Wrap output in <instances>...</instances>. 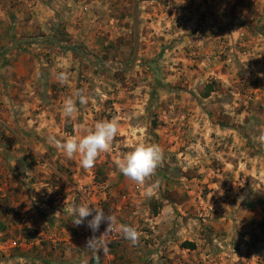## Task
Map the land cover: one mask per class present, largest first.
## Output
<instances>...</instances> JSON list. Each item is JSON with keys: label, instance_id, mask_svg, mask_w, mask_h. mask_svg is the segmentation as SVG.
I'll list each match as a JSON object with an SVG mask.
<instances>
[{"label": "rangeland", "instance_id": "374dc122", "mask_svg": "<svg viewBox=\"0 0 264 264\" xmlns=\"http://www.w3.org/2000/svg\"><path fill=\"white\" fill-rule=\"evenodd\" d=\"M236 3L231 10L246 15L244 31L264 30V0H247L244 9ZM186 4L138 0V60L131 70H116L113 65L133 60V0H0V60L25 54L40 64L36 79H25V121L15 110L7 115L0 101V142L20 139L24 162L9 160L15 171L28 170L14 196L21 210L14 208L5 224L0 211V264H90L92 216L74 226L66 210L81 203L110 211L141 233L135 246L117 233L96 242L105 247L103 264H264V143L257 139L264 133V77L249 72V57L236 68L240 61L223 36L214 60L218 79L209 68L204 74L194 63L182 66L189 55L184 44L193 43L183 31ZM156 20L167 30L156 31ZM24 38L30 41L8 50ZM238 38L242 49L258 39ZM61 70L70 73L64 85L57 80ZM212 81L215 93L204 98ZM77 89L89 102L78 103L75 119H67L63 101ZM113 117L119 134L90 169L53 142ZM139 142L158 144L164 154L146 186L127 180L114 163ZM9 151L2 153L19 158ZM186 241L195 249L182 248Z\"/></svg>", "mask_w": 264, "mask_h": 264}, {"label": "crops", "instance_id": "0c3cea01", "mask_svg": "<svg viewBox=\"0 0 264 264\" xmlns=\"http://www.w3.org/2000/svg\"><path fill=\"white\" fill-rule=\"evenodd\" d=\"M237 1H240L241 9H244L242 5H246L247 0ZM237 1L185 0L187 4L184 9L185 24L183 25V31L186 35L191 36L193 43L189 41L184 44V46H186L187 54L189 55L183 58L187 64H183L182 66L187 67L189 64L194 63L200 68L198 70H200V72L202 71L204 74L207 73L206 70L209 68V71L211 70V72L208 71L209 74L212 75V77L215 76V79H218L219 74L222 73L217 72L218 68L215 65L216 63L214 60H217L218 58V51L216 50L218 48L219 41H217V38L223 36L224 38H227V40H225L226 43L224 44L228 45L227 47H230V51H235V54L240 61L237 62L236 68H241V64L239 63H244V61L247 60V57H249V61L247 60L248 64L246 65L247 68H250L249 72L252 75H255V71L257 70L256 74H258L259 77H264V71L263 73L260 71V69L264 70V43H262L264 42V30L256 28L258 31L256 30L253 32V27H247L248 31L247 29L244 31V28H246L245 26H248L247 24L245 25L243 23V20H246V15L237 14L235 10H231L234 7L233 4H237ZM71 20L75 27V25L78 23L77 19L75 16H72ZM155 22L156 25L154 28L156 31L161 29L167 30V26H164L165 28H161V26H159L162 24L160 21L156 20ZM153 25L154 23L151 24L152 27ZM74 27L69 25L66 30L69 33H73ZM246 32L249 35H253V40L258 38L257 43L255 42L254 44H247L248 50H246L247 48L242 49L236 46L237 40L239 39V34H247ZM187 38L188 36L186 39ZM244 50H246V53H244ZM17 51H19V49ZM196 53H198L200 56L198 60H194V57L191 56L194 54L196 57ZM241 54H244L245 56ZM6 56L9 58H3L0 60V86H3L0 89V101L4 99L5 102L1 107H5V109L8 110L7 115L13 114V110H15V114H18L17 120H20L19 122L21 123V120L25 121V118H21V116H25V79L31 78V82L35 80L40 64L37 63V61H26L25 54H7ZM234 62L236 63V61ZM235 63L230 64V66L234 67ZM203 66L205 67V70ZM235 71L238 73V69ZM204 74L201 73L200 75L203 76ZM233 80L234 78H232V81ZM233 82H236V80ZM262 82H264V79ZM214 93L215 91L212 92L211 95ZM211 95L207 98H210ZM1 112L3 113V111ZM11 120L12 119H9L6 121V123L1 120V123L4 122V124L9 125ZM12 126L14 127L13 124ZM5 147L6 151L13 149L19 158H16L15 155L10 156L7 153L3 154L2 152L5 150ZM22 147H24V145L20 139L10 140L8 142H0V203H2V206H0V211L3 212L2 221L4 224L11 220L9 214L14 208L16 210H21V204L20 202L17 203L14 200V196L18 189L21 190L23 185L19 181V179L22 178L21 175H23V172L21 169L18 171L12 169V161L9 159H14L16 161L14 164L20 166L19 164L24 162L23 158H21L22 154L18 153L22 151ZM36 187L38 186L35 185L34 188L36 189ZM170 257L172 259H178L180 256H176V254H170Z\"/></svg>", "mask_w": 264, "mask_h": 264}, {"label": "clouds", "instance_id": "9594fccd", "mask_svg": "<svg viewBox=\"0 0 264 264\" xmlns=\"http://www.w3.org/2000/svg\"><path fill=\"white\" fill-rule=\"evenodd\" d=\"M57 80L61 85L67 84L70 80V73L67 70H61L57 73ZM89 102L88 96L84 89H77L72 96L63 101V115L67 119H75L79 112V105H86ZM81 135H69L62 139H54V144L67 159L79 158V163L84 169H90L95 166L96 161L101 154L108 153L113 145L115 138L119 134V120L115 117L95 122L92 127L81 126ZM259 142L264 143V133L257 138ZM164 160L163 149L155 143L139 142L131 150L124 153L120 158L114 161L118 171L130 182L138 186H146L157 175V170ZM28 174L27 169H22ZM154 187L155 185H151ZM149 195L151 194L149 190ZM223 194V193H221ZM67 212L74 217L72 223L74 226H80L87 220V227L93 233L99 230L101 223L106 222L105 232L99 237L94 235L89 238L87 246L92 248L96 253L105 251L104 246H97V241L109 232H115L129 241L133 246L139 243L141 233L136 227L120 223L117 217L110 211L107 213L104 209H97L94 206L81 203L73 204L68 207ZM93 213H95L93 215ZM59 214V211L56 213ZM55 214V215H56Z\"/></svg>", "mask_w": 264, "mask_h": 264}, {"label": "water", "instance_id": "95a60500", "mask_svg": "<svg viewBox=\"0 0 264 264\" xmlns=\"http://www.w3.org/2000/svg\"><path fill=\"white\" fill-rule=\"evenodd\" d=\"M133 20H134V50H133V60L130 66H115L113 65L112 68L116 70H131L135 67L138 55H139V41H140V26H139V5L138 0H133ZM30 39L24 38L20 39L15 42L12 46L8 48V50L16 49L19 45L29 42ZM58 42V41H56ZM91 60V59H89ZM92 61V60H91Z\"/></svg>", "mask_w": 264, "mask_h": 264}, {"label": "trees", "instance_id": "16d2710c", "mask_svg": "<svg viewBox=\"0 0 264 264\" xmlns=\"http://www.w3.org/2000/svg\"><path fill=\"white\" fill-rule=\"evenodd\" d=\"M68 50L70 51H73V52H77V48L75 47H70ZM216 81H212V82H209L206 87H205V93L203 94L204 95V98H207L211 95L212 92H214L216 89L214 87V85H216ZM262 205H263V213H264V199L262 201ZM262 228L264 229V217H263V220H262ZM182 248H192V249H195V244L192 243V242H189V241H186L184 242L182 245H181ZM90 264H103V260H102V257H101V254L100 253H96L92 258H91V261H90Z\"/></svg>", "mask_w": 264, "mask_h": 264}, {"label": "built area", "instance_id": "2783aa9c", "mask_svg": "<svg viewBox=\"0 0 264 264\" xmlns=\"http://www.w3.org/2000/svg\"><path fill=\"white\" fill-rule=\"evenodd\" d=\"M107 227V224L106 223H101L100 227H99V230L96 231L95 233H93V235L97 238H99L104 232H105V229ZM116 237V234L115 232H109V233H105L99 241H97V243H107L108 241H111L112 239H115Z\"/></svg>", "mask_w": 264, "mask_h": 264}]
</instances>
